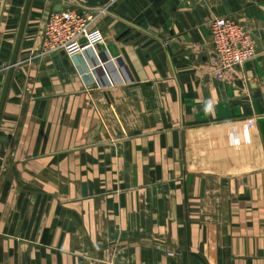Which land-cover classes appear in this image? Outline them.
<instances>
[{
	"label": "crops",
	"instance_id": "0c3cea01",
	"mask_svg": "<svg viewBox=\"0 0 264 264\" xmlns=\"http://www.w3.org/2000/svg\"><path fill=\"white\" fill-rule=\"evenodd\" d=\"M25 2L0 0V96ZM70 9L97 18L95 50L41 56ZM223 17L258 56L220 79ZM0 264H264V0H34L0 128Z\"/></svg>",
	"mask_w": 264,
	"mask_h": 264
},
{
	"label": "built area",
	"instance_id": "2783aa9c",
	"mask_svg": "<svg viewBox=\"0 0 264 264\" xmlns=\"http://www.w3.org/2000/svg\"><path fill=\"white\" fill-rule=\"evenodd\" d=\"M117 0H111L115 3ZM97 18L81 15L75 10L53 13L45 22L42 32L41 56L65 54L75 58L88 50H95L97 40L92 36ZM215 52L218 78L252 62L258 56L256 46L248 29L234 19L216 18L210 26ZM86 40L82 44L81 41ZM250 128L255 121H249Z\"/></svg>",
	"mask_w": 264,
	"mask_h": 264
},
{
	"label": "water",
	"instance_id": "95a60500",
	"mask_svg": "<svg viewBox=\"0 0 264 264\" xmlns=\"http://www.w3.org/2000/svg\"><path fill=\"white\" fill-rule=\"evenodd\" d=\"M33 4H34V0H26L24 8H23L22 16L20 19V23H19V27H18V31L16 35V40H15V44H14V48L12 52V57L10 60V64H9L6 77H5V81L3 84V88H2V93L0 96V128L2 125L3 118H4V113H5L8 97L10 94V90L12 88L16 69L20 61ZM81 43L82 44L86 43V40H82Z\"/></svg>",
	"mask_w": 264,
	"mask_h": 264
},
{
	"label": "rangeland",
	"instance_id": "374dc122",
	"mask_svg": "<svg viewBox=\"0 0 264 264\" xmlns=\"http://www.w3.org/2000/svg\"><path fill=\"white\" fill-rule=\"evenodd\" d=\"M241 128H242V127H240V129H241ZM206 136H209V137H210V134H206ZM208 141H209V140H206V146H205V147H208V145H209V144H208V143H209ZM205 163H207V162H205Z\"/></svg>",
	"mask_w": 264,
	"mask_h": 264
}]
</instances>
